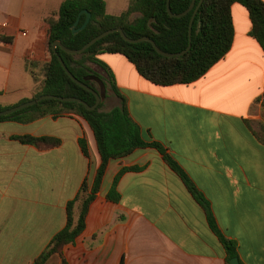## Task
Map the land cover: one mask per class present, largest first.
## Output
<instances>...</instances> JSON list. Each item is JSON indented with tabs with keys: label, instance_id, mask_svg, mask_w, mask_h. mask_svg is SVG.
<instances>
[{
	"label": "crops",
	"instance_id": "crops-1",
	"mask_svg": "<svg viewBox=\"0 0 264 264\" xmlns=\"http://www.w3.org/2000/svg\"><path fill=\"white\" fill-rule=\"evenodd\" d=\"M65 1L0 0V38L10 41L0 40L1 106L39 92L50 60L45 21ZM105 2L109 15L120 16L131 0ZM232 16V49L191 85L157 86L121 55L97 58L112 71L144 138L162 144L208 200L222 234L237 242L240 263L264 264V52L250 35L248 10L235 4ZM113 94L118 107L121 99ZM19 136L62 143L39 149L14 139ZM100 165L94 133L82 119L0 123V264H33L66 227L69 202ZM132 167L142 170L124 173L117 186L121 201H109L116 176ZM64 257L69 264H226L206 210L150 148L110 163L86 229ZM48 264L63 263L55 257Z\"/></svg>",
	"mask_w": 264,
	"mask_h": 264
},
{
	"label": "trees",
	"instance_id": "trees-1",
	"mask_svg": "<svg viewBox=\"0 0 264 264\" xmlns=\"http://www.w3.org/2000/svg\"><path fill=\"white\" fill-rule=\"evenodd\" d=\"M201 0H197V4ZM168 0H131L126 12L120 16L107 13L105 0H66L59 11L46 19L49 27L47 51L50 60L43 68L44 82L39 92L32 99L44 95L78 98L90 106L96 104V97L83 89L66 74L53 50L55 42H61L71 50L82 49L97 36L109 30L121 28L132 40L148 37L164 52L178 54L190 45V24L194 11L180 18H172L167 10ZM192 0H170L173 14L180 15L189 10ZM240 4L250 15V35L260 44L264 52V0H204L193 22L191 49L182 57L166 58L159 55L150 42L138 44L127 43L119 33H114L99 41L84 54L73 56L60 48L57 53L64 60L70 72L81 82L104 95L108 86L121 99V105L105 112L103 104L95 111H88L78 103H63L47 100L35 106L1 117L2 122L29 124L45 117L54 119L70 116L88 123L92 129L101 165L90 184L85 180L77 196L67 206V224L51 241L33 264H48L59 257L63 264H69L64 257V249L74 244L86 229V220L92 203L100 192L107 169L112 161H118L132 155L139 149H155L162 156L167 166L185 183L195 200L204 207L208 215L211 229L219 237L226 250V264L239 258L237 242L225 237L215 220L210 203L198 190L189 175L179 162L167 152L160 143L146 140L141 127L131 117L127 100L116 88L115 77L110 68L97 57L101 54H118L133 64L141 77L162 87L191 85L204 77L218 62L226 57L232 49L235 37L232 7ZM88 11L92 19L87 28L79 33L73 31L80 28L87 15L83 14L77 28L75 23L82 11ZM134 14H139L132 20ZM1 41L10 42L0 38ZM100 67L107 77L93 69ZM32 66L28 62V67ZM99 85V87H98ZM30 100H24L20 104ZM11 107L0 105V112ZM264 109V102L262 103ZM15 140L22 144L33 145L39 149H52L61 146V140L52 137L19 136ZM84 155L90 158L88 144L80 140ZM142 168H124L115 178L107 199L114 203L121 201L117 190L120 178L126 172H138ZM78 215L76 216V209Z\"/></svg>",
	"mask_w": 264,
	"mask_h": 264
},
{
	"label": "water",
	"instance_id": "water-1",
	"mask_svg": "<svg viewBox=\"0 0 264 264\" xmlns=\"http://www.w3.org/2000/svg\"><path fill=\"white\" fill-rule=\"evenodd\" d=\"M203 2H204V0H201L200 3L197 4V0H192V4H191L189 10H187L183 14L176 15V14H173L172 13L171 6H170V0H168L167 10H168V14L172 18H180V17L186 16L190 12L194 11V15L192 17L191 24H190V45L188 46V48L185 51H183L181 53H178V54H170V53H166V52L162 51L156 45V43L153 40H151L150 38H148V37L140 38V39H137V40H132V39H130V38H128L126 36L125 32L121 28H118V29H115V30H109L107 32H104L103 34H101V35L97 36L96 38H94L93 40H91L88 44H86L82 49H79V50H71V49H68L67 47H65L61 42H55L53 44V50L56 52V54L58 56V60H59L60 64L62 65L63 69L65 70L66 74L77 85H79L83 89H85V90L89 91L90 93H92L96 97V100H97L96 101V104L94 106H90L88 103H86L83 100L78 99V98L60 97V96H54V95H44V96H41V97H39L37 99L30 100V101L24 102L22 104L13 106L12 108H9L7 110L1 111L0 112V118L1 117H5V116H9V115H12V114H15L17 112H20L22 110H25L27 108H30L32 106H35V105H37V104H39L41 102L47 101V100H55V101H60V102H63V103H78V104L83 105L88 111H95V110H97V108L100 106L101 102L105 99V95H100L97 91H95L91 87L87 86L83 82L79 81L70 72V70L67 68V66H66L64 60L62 59V57L60 55H58L57 48H60L61 50H63L67 54H70V55H73V56H79V55L84 54L88 49H90L92 46H94L99 41L105 39L106 37H108V36H110V35H112L114 33H119V34H121L122 38L127 43H129V44H138V43H141V42H150L153 45V47L156 50V52L159 55L163 56V57H166V58L182 57L187 52H189L190 49H191V47H192V45H191V41H192V38H191L192 37V26H193V22H194V19L196 17V14L198 13V11H199L201 5L203 4ZM83 14H86L87 15V18H86L85 22L83 23V25L80 28H78V29H76V30L73 31L74 34L79 33L81 31L85 30L87 28V26L91 22L92 15L88 11L84 10L78 16V19H77V21H76V23L74 25L75 28L78 27V25H79V23L81 21V17H82ZM231 264H241V263H240L239 258H235V259H233L231 261Z\"/></svg>",
	"mask_w": 264,
	"mask_h": 264
},
{
	"label": "rangeland",
	"instance_id": "rangeland-1",
	"mask_svg": "<svg viewBox=\"0 0 264 264\" xmlns=\"http://www.w3.org/2000/svg\"><path fill=\"white\" fill-rule=\"evenodd\" d=\"M104 95H105V99L101 103L103 104L102 110L106 112L117 105V99L114 97V94L111 89H106L104 91Z\"/></svg>",
	"mask_w": 264,
	"mask_h": 264
}]
</instances>
